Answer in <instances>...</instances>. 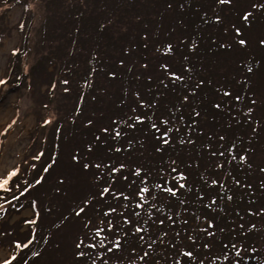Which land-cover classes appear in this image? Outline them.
<instances>
[{
	"label": "trees",
	"instance_id": "obj_1",
	"mask_svg": "<svg viewBox=\"0 0 264 264\" xmlns=\"http://www.w3.org/2000/svg\"><path fill=\"white\" fill-rule=\"evenodd\" d=\"M32 1L0 0V7ZM42 2L48 18L38 30L20 23L12 53L32 62L25 74L17 61L13 71L18 86L60 75L63 105L49 80L42 101L44 111L55 106L49 129L58 157L51 154L31 181L23 174L0 203L15 213L30 208L35 221L49 214L52 197L68 195L81 167L96 173L90 186L98 193L84 202V220L99 222L79 233L89 236L80 264H264L256 234L264 222V157L252 163L264 152L256 99L264 89V0L245 10L238 0ZM73 76L83 95L72 99ZM63 138L68 161L53 176ZM32 188L48 192L33 197ZM103 242L109 250L100 252Z\"/></svg>",
	"mask_w": 264,
	"mask_h": 264
},
{
	"label": "rangeland",
	"instance_id": "obj_2",
	"mask_svg": "<svg viewBox=\"0 0 264 264\" xmlns=\"http://www.w3.org/2000/svg\"><path fill=\"white\" fill-rule=\"evenodd\" d=\"M41 1L42 0H33L27 8L23 4L12 6L10 4H4V6L0 7V81H4V83L0 84V133H2L0 134V181L8 179L9 173L13 171L17 172V175L12 177L4 188H0V194L4 197H7L4 194L10 192L11 187H15L18 180L23 178V174L30 176L31 178H29V180L31 181L35 176L42 174L41 167L43 164L54 157H50L51 154H56L55 160L58 157L57 145H55L58 143V140L56 137H52L53 134L50 135L52 131L51 126L49 129V125L57 118L53 111L55 106L52 108L51 103V107L45 108L44 111L42 107L43 105H47V102H43L44 104H42V101H46L47 96H43V93L47 91L49 80L57 85L51 92L54 96L58 97V100H61L60 104L63 105L62 101L64 102L65 98L60 94L59 90L63 88V85L60 84L63 82L57 77H60V75H56V77L51 76V78H48L45 82L38 78L36 79L37 82H31L30 84L24 82L25 79L21 78L22 84L18 86L19 84L17 85L15 80L20 79L21 76H15V71H13L14 63H16L17 59L12 53L16 51L20 45V36L17 31V26H19L20 23L29 24L31 22L30 29L33 27H35L36 30L41 28L44 21L48 18L49 13L44 7V2L41 3ZM55 1L59 4L61 0ZM67 1L70 0H62L60 6L66 7ZM72 1L73 0H71V3ZM231 1L234 4L236 0ZM238 1L241 3V5H239L242 7L241 9L245 10L251 0ZM86 3L89 4V2ZM55 9L58 8L55 7ZM165 15L167 16L166 13ZM227 17L233 18L231 16ZM79 22L80 20L77 19L76 27ZM30 35L35 36V31L27 32V36ZM255 39L256 36L251 35L249 43L255 41ZM27 42L28 44H32L35 41L29 39ZM31 51L34 53V48H32ZM26 55L23 56L20 62L17 61L24 74L27 72V68L32 62V60L27 61ZM52 69L53 67H50L46 73H51ZM72 78L74 81L72 92L74 93L71 97L73 99L77 97V92L79 90H81V96L83 95L82 89H80L83 81L80 84L79 77L73 76ZM257 96L258 97L255 98L258 100V109L262 110L264 109L263 86L258 87ZM39 100H41V103ZM51 100L52 98L50 97V101ZM47 101H49L48 98ZM75 104L76 101L74 100L72 106ZM40 111L46 114L45 117H48V123L41 124ZM259 115H264V112L259 113ZM260 119L261 123L264 122V118ZM13 121H15V123H13ZM9 125H11V127H9ZM262 136L264 145V131ZM68 147L69 141L64 138L61 139V151H59L60 159L58 160V164L54 166L57 170H54L52 173L53 176L59 174L58 172L61 170L60 160H65L64 164L66 165L68 161ZM263 157V150H257L254 153L253 158L255 159H252V163H260ZM73 172L74 174L71 176L74 183H71V186L68 188V195L65 196L64 194L62 198L59 196H57V198L52 197L50 199L51 201L47 202V206L50 208L49 214L39 213L40 216L35 221H32L35 218L30 208L15 213L14 209L10 211L8 204L0 203V264H80L83 261L85 252H87L84 241L87 240L89 236L85 235V237H82L79 233L86 230L85 233L88 234L89 231L96 228L99 222L97 219L99 216L96 214L90 215H96L92 217L90 222L84 220L89 217V212L84 202H86L88 197L94 200L98 194H95L96 191L90 186L95 185V182L90 183V178H94L96 173L93 175L86 173L85 169L81 167L76 168ZM256 178L257 174L254 173L252 180ZM81 180L83 186L81 185ZM176 185L177 184L174 183L169 186L177 187ZM47 192L48 190H46V188H32L31 195L34 197L36 193L45 194ZM126 200L131 201L129 196L126 197ZM81 209H83V211H81ZM73 211L75 212L74 214L72 213ZM77 213H79V215H77ZM60 219H64L65 223L63 227L58 230V228L55 227V222ZM88 223H90L91 229L90 226L87 225ZM259 225L261 226L256 234L261 236L259 245L260 248L264 250V222L262 224L259 222ZM97 238L98 236L92 237L94 240H97ZM49 240L54 244L53 248L52 244L50 242V244L48 243ZM29 241H31V243H29ZM78 244L80 247H77ZM24 245H27V247ZM98 250L100 252L109 250V244L104 242L101 243ZM25 251L27 254H25ZM73 253H75V256L77 255L76 258L79 260L71 259L74 256ZM93 253H97V249H94ZM80 255L82 258H80ZM23 256L25 257L23 258ZM21 258L23 259L21 260Z\"/></svg>",
	"mask_w": 264,
	"mask_h": 264
},
{
	"label": "snow or ice",
	"instance_id": "obj_3",
	"mask_svg": "<svg viewBox=\"0 0 264 264\" xmlns=\"http://www.w3.org/2000/svg\"><path fill=\"white\" fill-rule=\"evenodd\" d=\"M221 2L223 3V2H225V0H221ZM241 43L243 44L244 42L241 41ZM2 83H4V81H0V84H2ZM13 123H15V121H13ZM45 123H48V121H46ZM9 127H11V125H9ZM0 134H2V133H0ZM85 167H87V165ZM45 171H47V168L45 169ZM16 175H17V172L16 171H13V172L9 173L8 174V179H5V180L0 181V188H4V186L9 183V180L12 177L16 176ZM37 183H39V181H37ZM181 187H183V185H181ZM107 191H108L107 188L104 189V192H107ZM81 211H83V209H81ZM77 215H79V213H77ZM137 231H140V229H137ZM97 235H99V232L97 233ZM29 243H31V241H29ZM24 246L27 247V245H24ZM77 247H80V245L78 244Z\"/></svg>",
	"mask_w": 264,
	"mask_h": 264
}]
</instances>
